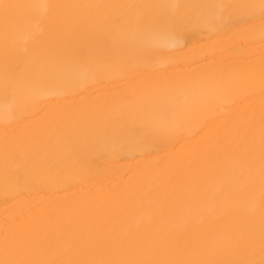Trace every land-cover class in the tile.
I'll return each mask as SVG.
<instances>
[{"label":"bare ground","instance_id":"bare-ground-1","mask_svg":"<svg viewBox=\"0 0 264 264\" xmlns=\"http://www.w3.org/2000/svg\"><path fill=\"white\" fill-rule=\"evenodd\" d=\"M0 264H264V0H0Z\"/></svg>","mask_w":264,"mask_h":264}]
</instances>
